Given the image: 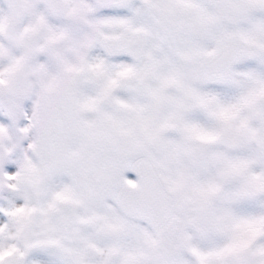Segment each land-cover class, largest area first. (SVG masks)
Listing matches in <instances>:
<instances>
[{
    "label": "snow or ice",
    "instance_id": "snow-or-ice-1",
    "mask_svg": "<svg viewBox=\"0 0 264 264\" xmlns=\"http://www.w3.org/2000/svg\"><path fill=\"white\" fill-rule=\"evenodd\" d=\"M0 264H264V0H0Z\"/></svg>",
    "mask_w": 264,
    "mask_h": 264
}]
</instances>
